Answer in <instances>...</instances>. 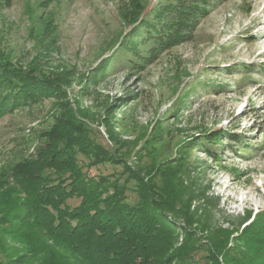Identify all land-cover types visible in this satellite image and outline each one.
<instances>
[{
	"label": "rangeland",
	"instance_id": "1",
	"mask_svg": "<svg viewBox=\"0 0 264 264\" xmlns=\"http://www.w3.org/2000/svg\"><path fill=\"white\" fill-rule=\"evenodd\" d=\"M139 1L141 11L133 0H0V49L66 76L74 114L107 148L117 147L109 130L128 141L119 154L132 167L173 172L178 227L235 237L264 210V0H208L169 47L133 17L161 28L157 8L179 0ZM64 109L51 97L0 118V170L31 154ZM79 159L96 179H126L122 164Z\"/></svg>",
	"mask_w": 264,
	"mask_h": 264
},
{
	"label": "trees",
	"instance_id": "2",
	"mask_svg": "<svg viewBox=\"0 0 264 264\" xmlns=\"http://www.w3.org/2000/svg\"><path fill=\"white\" fill-rule=\"evenodd\" d=\"M133 1L141 11L140 1ZM207 2L179 0L160 6L161 28L139 19L140 11L133 19L154 29L157 43L169 47L182 40L190 21L207 12ZM136 47L133 43L130 48ZM67 81L59 74L39 75L0 49V118L51 97L65 107L42 130L31 154L0 170V264H222L220 255L227 264H262L264 210L249 215L232 238L223 229L204 240L178 227L174 213L181 193L174 173L132 167L119 154L128 141L109 129L117 147L97 142L69 106ZM80 153L89 159V167L122 164L126 179L90 176ZM131 180L133 186L128 185ZM128 188L137 194L133 202ZM75 198L77 204L69 203Z\"/></svg>",
	"mask_w": 264,
	"mask_h": 264
}]
</instances>
